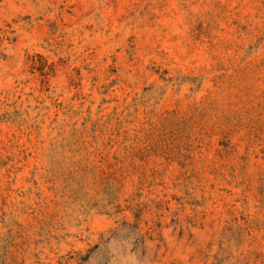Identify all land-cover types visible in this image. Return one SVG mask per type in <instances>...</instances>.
<instances>
[{"label": "rangeland", "instance_id": "rangeland-1", "mask_svg": "<svg viewBox=\"0 0 264 264\" xmlns=\"http://www.w3.org/2000/svg\"><path fill=\"white\" fill-rule=\"evenodd\" d=\"M0 264H264V0H0Z\"/></svg>", "mask_w": 264, "mask_h": 264}]
</instances>
